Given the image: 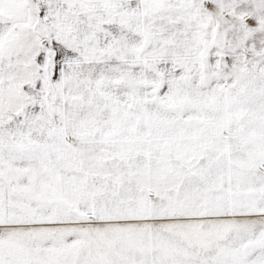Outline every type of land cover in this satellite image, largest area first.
<instances>
[{"label":"snow or ice","instance_id":"snow-or-ice-1","mask_svg":"<svg viewBox=\"0 0 264 264\" xmlns=\"http://www.w3.org/2000/svg\"><path fill=\"white\" fill-rule=\"evenodd\" d=\"M0 264H264V0H0Z\"/></svg>","mask_w":264,"mask_h":264}]
</instances>
